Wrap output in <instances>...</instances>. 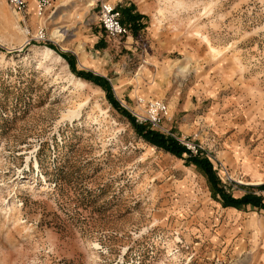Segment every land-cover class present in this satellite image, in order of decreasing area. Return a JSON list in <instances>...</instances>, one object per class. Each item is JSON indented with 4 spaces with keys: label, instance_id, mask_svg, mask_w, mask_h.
<instances>
[{
    "label": "rangeland",
    "instance_id": "obj_1",
    "mask_svg": "<svg viewBox=\"0 0 264 264\" xmlns=\"http://www.w3.org/2000/svg\"><path fill=\"white\" fill-rule=\"evenodd\" d=\"M27 1L22 19L0 0V264H260L207 173L136 124L199 144L220 187L264 203V0Z\"/></svg>",
    "mask_w": 264,
    "mask_h": 264
},
{
    "label": "trees",
    "instance_id": "obj_2",
    "mask_svg": "<svg viewBox=\"0 0 264 264\" xmlns=\"http://www.w3.org/2000/svg\"><path fill=\"white\" fill-rule=\"evenodd\" d=\"M132 8L133 5L122 7L121 11L123 15H125V17H127L135 27H138L140 26V23L136 20L141 18L143 15L138 12H133ZM69 63L71 67H73L74 62L72 61V59H69ZM77 74L83 76L84 78L96 81L100 84L104 82L102 78L92 74L89 71L80 70L79 72H77ZM146 122V124H149L148 121ZM136 127L138 133L142 135L147 141L157 145L158 147L166 151L174 153L178 156H182L183 152H187V161L195 163L197 166L202 168L205 173H207V176L212 185V191L214 192V194H219V200L221 201L223 206L232 205L236 207H243L247 204H251L264 209V203L262 202L261 197L257 196V194H255L254 192H246L241 196H234L232 193L226 192L222 187L219 186V180L214 171L211 169V162L209 161V159L205 156L192 155L189 152L188 148L184 144H182L176 137L166 134L158 129L152 127L149 128L143 123L136 124Z\"/></svg>",
    "mask_w": 264,
    "mask_h": 264
},
{
    "label": "built area",
    "instance_id": "obj_3",
    "mask_svg": "<svg viewBox=\"0 0 264 264\" xmlns=\"http://www.w3.org/2000/svg\"><path fill=\"white\" fill-rule=\"evenodd\" d=\"M7 1L16 13H19L22 15V19H23L24 16L28 12V1L27 0H7ZM47 2L48 0H37V3H38L37 13L38 14H41L43 12V8ZM99 19H100V22L104 30L112 36H119L126 32V28L119 18L118 11L114 8L113 5L109 4L108 2L102 3L101 10L99 12ZM38 35L39 37H43L42 28L38 29ZM148 108L150 111V115L144 119H146L152 126L158 125V122H159L158 113L165 110V105L159 102L158 100H152L149 102ZM162 132L176 137L192 153H196L200 149L199 144H196L190 140H187L185 137H178L173 132L167 129ZM260 191L261 193L264 194V189Z\"/></svg>",
    "mask_w": 264,
    "mask_h": 264
},
{
    "label": "crops",
    "instance_id": "obj_4",
    "mask_svg": "<svg viewBox=\"0 0 264 264\" xmlns=\"http://www.w3.org/2000/svg\"><path fill=\"white\" fill-rule=\"evenodd\" d=\"M224 208V230L241 242L245 249L255 247L259 252L260 264H264V215H260L257 209L246 211L243 207L232 205Z\"/></svg>",
    "mask_w": 264,
    "mask_h": 264
},
{
    "label": "bare ground",
    "instance_id": "obj_5",
    "mask_svg": "<svg viewBox=\"0 0 264 264\" xmlns=\"http://www.w3.org/2000/svg\"><path fill=\"white\" fill-rule=\"evenodd\" d=\"M26 31H27V30H26ZM44 50H45V54L54 53V50L51 49V48H48V47L44 48ZM73 77L76 78V77L74 76V74H73ZM76 79H77V78H76ZM78 80H79V79H78ZM81 82H82V81H81Z\"/></svg>",
    "mask_w": 264,
    "mask_h": 264
}]
</instances>
